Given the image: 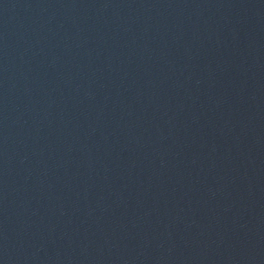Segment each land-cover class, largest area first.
Listing matches in <instances>:
<instances>
[{
	"label": "water",
	"instance_id": "water-1",
	"mask_svg": "<svg viewBox=\"0 0 264 264\" xmlns=\"http://www.w3.org/2000/svg\"><path fill=\"white\" fill-rule=\"evenodd\" d=\"M0 264H264V0H0Z\"/></svg>",
	"mask_w": 264,
	"mask_h": 264
}]
</instances>
